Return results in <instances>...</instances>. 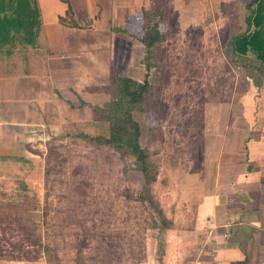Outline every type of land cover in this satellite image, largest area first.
Returning <instances> with one entry per match:
<instances>
[{"label":"rangeland","instance_id":"rangeland-1","mask_svg":"<svg viewBox=\"0 0 264 264\" xmlns=\"http://www.w3.org/2000/svg\"><path fill=\"white\" fill-rule=\"evenodd\" d=\"M141 1L150 8L151 0ZM250 2L152 3L165 9L168 21L160 28L166 37L157 50L159 66L149 77L148 108L134 118L156 166L150 193L178 228L191 227L196 194L206 181L205 171L201 176L199 171L200 138L212 135V118L216 125L215 117L224 122L222 103L225 110L232 105V112L241 105L252 83L244 66L260 62L253 54L239 56L231 43L232 35L247 28ZM145 23L140 12L132 16L127 28L136 39L117 40L118 54L105 74L144 80L145 49L137 41ZM105 81L104 96L97 99L103 105L110 99ZM92 108L80 115L89 122L75 119L61 135L32 139L24 157L0 156V264H148L150 256L151 264H160L166 241L176 239L174 230L154 227L157 211L139 199L144 177L135 158L77 137L107 134V115Z\"/></svg>","mask_w":264,"mask_h":264},{"label":"crops","instance_id":"crops-1","mask_svg":"<svg viewBox=\"0 0 264 264\" xmlns=\"http://www.w3.org/2000/svg\"><path fill=\"white\" fill-rule=\"evenodd\" d=\"M37 1V46L18 45L11 57L0 53V156L6 158L24 157L32 139L61 135L75 119L89 122L80 116L89 107H104L97 99L111 75L105 67L118 54L119 38L136 39L128 22L147 9L141 0ZM70 8L78 27L60 21L69 20ZM244 67L252 81L245 99L235 112L222 103L224 122L215 117L217 126L212 118V135L200 138L199 171L206 181L196 194L192 225L178 228L171 220V228L161 230L177 236L166 241L160 264H264V62Z\"/></svg>","mask_w":264,"mask_h":264},{"label":"trees","instance_id":"trees-1","mask_svg":"<svg viewBox=\"0 0 264 264\" xmlns=\"http://www.w3.org/2000/svg\"><path fill=\"white\" fill-rule=\"evenodd\" d=\"M70 5L69 0H61ZM149 9H142L146 23L143 37L139 41L145 49L141 64L146 74L143 81L127 79L118 73L109 76L110 99L100 108L108 118L106 135H90L80 133L78 138L95 147H111L123 156L134 157L144 177V190L139 199L147 201L159 216V222L154 223L157 230L171 228L163 209L157 203L149 190V183L156 177V166L151 161V151L142 144V130L135 120L134 114L141 108H148V101L153 94V87L149 81L152 69L159 66L157 50L165 39L160 28L162 22L168 21L165 9L152 5ZM249 15L246 17L247 28L231 36L232 48L239 56L255 55V58L264 62V0H251L246 4ZM68 19L60 17V21L68 22L72 27H78L70 8ZM41 16L37 0H0V53L11 57L16 49L22 45L35 48L40 33ZM114 32L127 31L123 28H114ZM17 46V47H16ZM16 47V48H15ZM161 102V101H160ZM99 124L98 122H96ZM156 136L151 135L150 140Z\"/></svg>","mask_w":264,"mask_h":264}]
</instances>
